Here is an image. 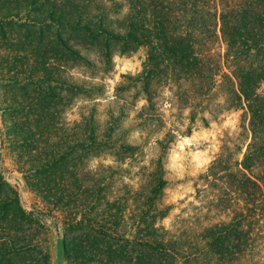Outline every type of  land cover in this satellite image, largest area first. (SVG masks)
Returning <instances> with one entry per match:
<instances>
[{
  "label": "trees",
  "instance_id": "16d2710c",
  "mask_svg": "<svg viewBox=\"0 0 264 264\" xmlns=\"http://www.w3.org/2000/svg\"><path fill=\"white\" fill-rule=\"evenodd\" d=\"M20 1L43 15L40 22H28L35 27L29 30L33 46L18 53L20 58L28 59L32 50V64L44 66L51 57L46 52L57 54L59 44L63 60L70 61L80 57L75 46L93 45L107 62L113 44L121 53L144 47L143 72L162 70L169 79L188 82L184 104L200 107L203 102L194 104L193 99L200 95L205 101L221 84L227 87L224 105L215 104L242 108L247 116L245 137L223 143L199 173L202 188L211 194L205 209L225 215L204 225L197 223L196 213L187 221L180 218L173 230L161 223L169 205L162 201L166 179L160 156L134 187L118 188L117 177L101 166L90 186L66 189L68 199L61 203L59 193L48 197L52 185L47 183H56L52 165L57 160L43 159L29 169L25 180L64 213L60 244L68 264H264V0ZM145 100L148 116L154 103L148 93ZM34 109L31 105L28 115ZM193 120L191 113L189 122ZM190 129L188 125L184 132ZM29 130L28 137H34L23 141L21 150L45 154L40 138ZM171 131L156 142L162 152L173 138ZM135 150L117 148L114 159L132 158ZM37 213L25 209L13 185L0 176V264L50 263L49 228Z\"/></svg>",
  "mask_w": 264,
  "mask_h": 264
},
{
  "label": "rangeland",
  "instance_id": "374dc122",
  "mask_svg": "<svg viewBox=\"0 0 264 264\" xmlns=\"http://www.w3.org/2000/svg\"><path fill=\"white\" fill-rule=\"evenodd\" d=\"M15 1L0 0V176L16 189L20 204L38 210L49 228V264H68L60 244L64 213L46 202L24 176L43 159L57 160L52 165L56 183H47L52 185L48 197L59 193L61 203L68 199L66 189L90 186L101 166L108 167L112 178L117 177L118 188L134 187L143 173L154 169L160 156L166 179L162 201L169 205L161 219L164 227L173 230L182 218L187 221L194 213L203 225L224 218L223 213L205 209L211 194L202 188L198 176L223 143L229 145L246 134L247 116L242 108L222 109L215 104L224 105L227 87L215 85L205 101L197 95L193 102H203L200 107L184 104L182 91L188 82L169 79L162 70L150 75L143 72L144 47L121 53L113 44L110 60L105 62L99 59L97 47L75 46L80 57L70 61L63 60L65 51L59 44L57 54L52 49L46 52L51 57L45 58L44 66L32 64V50L26 53L28 59L18 53L33 46L29 30L35 27L28 22H40L43 15ZM11 18L21 24L12 23ZM38 48L39 53L41 45ZM146 93L154 103L153 114L148 116ZM31 105H35L31 111L35 115H28ZM209 108L218 110L210 112ZM188 125L190 132L185 133ZM170 127L173 138L162 152L156 142ZM29 129L40 138L45 154L21 150L22 142L34 137H28ZM124 146H135L134 156L115 161L114 153ZM69 147L74 151L65 154ZM3 226L0 223V230Z\"/></svg>",
  "mask_w": 264,
  "mask_h": 264
}]
</instances>
